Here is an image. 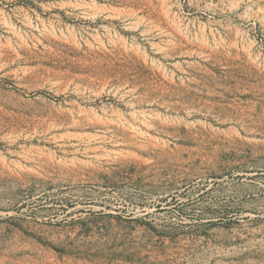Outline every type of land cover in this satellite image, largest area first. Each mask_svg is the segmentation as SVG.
Masks as SVG:
<instances>
[{"label":"rangeland","instance_id":"obj_1","mask_svg":"<svg viewBox=\"0 0 264 264\" xmlns=\"http://www.w3.org/2000/svg\"><path fill=\"white\" fill-rule=\"evenodd\" d=\"M252 163L264 0H0V264H264Z\"/></svg>","mask_w":264,"mask_h":264},{"label":"bare ground","instance_id":"obj_2","mask_svg":"<svg viewBox=\"0 0 264 264\" xmlns=\"http://www.w3.org/2000/svg\"><path fill=\"white\" fill-rule=\"evenodd\" d=\"M262 110V109H261ZM255 111V110H254ZM255 122V121H254ZM253 122V123H254ZM252 128V127H251ZM238 129V128H237ZM249 130V129H248ZM253 131V130H252ZM251 132V131H250ZM233 133V132H232ZM236 133V132H235ZM238 134V131L237 133ZM256 137V136H255ZM221 148L225 150L230 155L235 157H243L244 159H251L253 156H261L262 146L260 144H245L238 141H226L221 144ZM212 156V155H211ZM234 158V157H233ZM264 167L252 163L249 166H244L243 171L238 172L239 175L244 176L243 180L248 182V184H244L243 187L233 189L231 188L229 191H226L224 195L228 199L236 198V204L243 205L245 210L237 214V217L241 221L248 222V225H253L256 220L264 221V183L263 178L259 177L261 180L260 183L251 184L253 180L251 178H255L259 174H264ZM215 173V172H214ZM236 174V173H235ZM228 175V174H227ZM231 176V175H230ZM262 176V175H261ZM216 177V176H215ZM217 179V178H216ZM215 179V180H216ZM218 180V179H217ZM244 181H242L244 183ZM240 184V183H239ZM238 187V186H237ZM208 188V187H207ZM206 189V188H205ZM212 189V188H211ZM215 189V188H214ZM226 189V188H225ZM182 190V189H181ZM210 190V189H209ZM208 190V191H209ZM213 191V190H212ZM205 193V192H204ZM213 194V193H212ZM220 194V193H219ZM218 194V195H219ZM217 195V194H216ZM200 197V196H199ZM202 198V197H201ZM213 198V197H212ZM202 200V199H201ZM207 200V199H206ZM204 202V201H203ZM217 202V201H216ZM200 203V202H199ZM218 203V202H217ZM203 204V203H202ZM199 205V204H198ZM196 206V205H195ZM201 213V212H200ZM203 213V212H202ZM236 214V213H235ZM202 215V214H201ZM224 217V216H222ZM194 218V217H193ZM213 218V217H212ZM228 218V217H227ZM231 218V217H230ZM201 220V219H200ZM197 221V220H196ZM213 221V220H212ZM187 225V224H186ZM251 227V226H250ZM249 227V228H250ZM256 227V226H255ZM260 227V226H259ZM249 231V229H247ZM252 230V229H251ZM253 234L255 236L264 237V228L254 230ZM251 235V234H250ZM210 241V240H209ZM248 242V241H247ZM253 242V241H252ZM208 243V242H207Z\"/></svg>","mask_w":264,"mask_h":264}]
</instances>
